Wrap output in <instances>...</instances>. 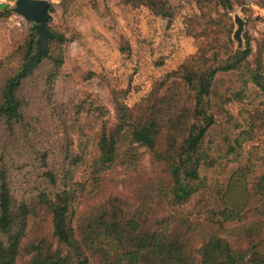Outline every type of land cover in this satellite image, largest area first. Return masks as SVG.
<instances>
[{
  "label": "trees",
  "instance_id": "1",
  "mask_svg": "<svg viewBox=\"0 0 264 264\" xmlns=\"http://www.w3.org/2000/svg\"><path fill=\"white\" fill-rule=\"evenodd\" d=\"M120 3L132 9L145 7L169 23L177 14L167 0ZM196 3L203 15L209 5L225 11L233 9L230 0ZM51 5L50 16L54 12ZM11 15V5L0 3V20ZM50 23L51 18L47 28L53 38L48 41L47 56L15 80L36 50L37 35L30 27L24 42L10 56L19 58L21 67L0 91V126L7 138L26 146L21 162L16 161L12 148L4 146L0 150V264H264V211L241 203L246 201L247 192L237 188L232 177L227 188L220 189L214 198L216 207L208 211L213 231L198 248L190 244L189 227L183 222L173 226V217L157 218L147 205L134 206L118 196H97L94 203L79 211L72 180L74 170L83 161L84 148L79 146L77 153L72 149L66 127H57L60 119L53 120L52 129L38 119L28 118L22 93L24 81L42 65L47 67L44 73L49 93L64 64L62 47L71 39ZM227 37L223 52L207 55V47L201 46L194 57L165 75L133 107L120 97L124 92H111L115 114L112 123L105 119L103 107H94L91 102V108L98 113L99 131L95 134L90 195L99 194V176L113 165L123 169L137 166L142 156L140 149L162 167L166 177L164 198L171 204L184 205L202 190L199 169L206 159L204 140L215 124L209 99L216 76L244 71L248 81L264 92L262 53H258L253 67L248 61L252 53L249 39L242 50L235 51L231 31ZM97 77L94 72L86 74L87 80ZM169 82L173 83L170 88ZM165 88H169L167 94L160 95ZM86 103V99L81 100L74 108ZM61 123L65 124V120ZM46 131L50 132L47 142ZM80 134L86 136L82 129ZM124 145L129 149L124 151ZM23 173L30 179L25 182L28 188L21 192ZM257 192H264V176L257 184ZM231 225L236 229L226 228ZM235 237L248 241L247 248L234 245ZM102 238L107 245L100 242Z\"/></svg>",
  "mask_w": 264,
  "mask_h": 264
},
{
  "label": "rangeland",
  "instance_id": "2",
  "mask_svg": "<svg viewBox=\"0 0 264 264\" xmlns=\"http://www.w3.org/2000/svg\"><path fill=\"white\" fill-rule=\"evenodd\" d=\"M230 2L231 11L209 5L203 15L196 0H167L177 12L171 23L154 16L145 7L126 8L120 0H59L53 4L50 26L71 39L62 47L64 64L58 69L49 93L45 86L46 65L24 81L22 93L27 101L28 118L38 119L45 126H52L60 119L57 127H66L72 149L77 153L79 146L84 148L83 161L74 170L72 180L79 211L94 203L97 196H118L134 206L147 205L156 212L157 218L173 217V226L178 227L183 222L189 227L190 244L194 248L213 231L208 211L215 209L214 198L220 189L227 188L231 177L236 180L237 188L247 192L246 201L241 203L264 211V192H257V184L264 176V92L248 81L244 71L216 76L209 99L215 124L204 140L206 159L199 169L203 188L186 204L173 205L164 198L163 169L144 149L138 150L142 156L137 166L123 169L113 165L100 174L99 194L90 195L95 134L99 131L98 113L91 108V102L94 107H103L105 119L112 123L115 114L111 92H124L120 97L133 107L149 95L165 75L194 57L201 46L207 47V55L223 52L228 45L229 31L235 51L242 50L249 39L252 53L248 61L253 67L258 53L264 58V0ZM236 15L244 22L241 47L233 39ZM32 26L13 12L9 19L0 20V91L5 81L21 67L20 59L10 56L24 42ZM88 72L98 77L87 80ZM172 85L169 82L167 87ZM168 89L159 94H167ZM85 99L86 104L74 108ZM61 120H65V124ZM81 129L86 136H79ZM45 133L47 142L50 132ZM6 136L0 126V150L4 146L12 148L16 161L21 162L26 146ZM128 149L124 145L123 150ZM28 179L30 176L26 173L21 174L20 181L24 183L21 192L28 188L25 183ZM232 227L234 225L226 226ZM100 242L107 245L103 238ZM236 244L246 249L248 241L235 237Z\"/></svg>",
  "mask_w": 264,
  "mask_h": 264
},
{
  "label": "water",
  "instance_id": "3",
  "mask_svg": "<svg viewBox=\"0 0 264 264\" xmlns=\"http://www.w3.org/2000/svg\"><path fill=\"white\" fill-rule=\"evenodd\" d=\"M51 7V3L46 0H16L14 3L12 12L23 18L26 22L31 23L37 35L35 53L28 58L18 76L15 77V80L22 77L26 72H30L33 65L38 64L41 58L47 56L48 41L53 38V35L47 28V24L51 18ZM234 23L237 25V29L233 34V39L241 47V33L244 22L236 15L234 17Z\"/></svg>",
  "mask_w": 264,
  "mask_h": 264
},
{
  "label": "crops",
  "instance_id": "4",
  "mask_svg": "<svg viewBox=\"0 0 264 264\" xmlns=\"http://www.w3.org/2000/svg\"><path fill=\"white\" fill-rule=\"evenodd\" d=\"M13 1L15 2L16 0H0V3H5V4H9V5H12ZM48 1L49 3H57L59 0H46Z\"/></svg>",
  "mask_w": 264,
  "mask_h": 264
}]
</instances>
